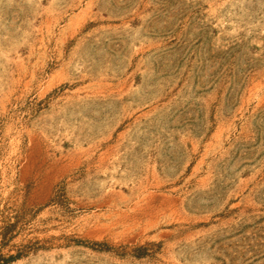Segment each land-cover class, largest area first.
<instances>
[{
    "label": "rangeland",
    "instance_id": "1",
    "mask_svg": "<svg viewBox=\"0 0 264 264\" xmlns=\"http://www.w3.org/2000/svg\"><path fill=\"white\" fill-rule=\"evenodd\" d=\"M0 254L264 264V0H0Z\"/></svg>",
    "mask_w": 264,
    "mask_h": 264
},
{
    "label": "trees",
    "instance_id": "2",
    "mask_svg": "<svg viewBox=\"0 0 264 264\" xmlns=\"http://www.w3.org/2000/svg\"><path fill=\"white\" fill-rule=\"evenodd\" d=\"M12 225H7L4 230L5 232L3 233V237H2V242L4 243L5 240L7 239L8 233L11 231ZM15 256H9V258H5L0 254V264L7 263L10 259H13Z\"/></svg>",
    "mask_w": 264,
    "mask_h": 264
}]
</instances>
